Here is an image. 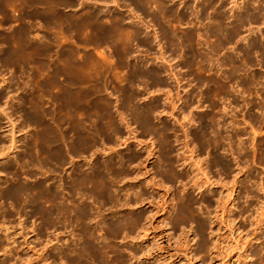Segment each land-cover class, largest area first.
I'll list each match as a JSON object with an SVG mask.
<instances>
[{
	"label": "rangeland",
	"instance_id": "rangeland-1",
	"mask_svg": "<svg viewBox=\"0 0 264 264\" xmlns=\"http://www.w3.org/2000/svg\"><path fill=\"white\" fill-rule=\"evenodd\" d=\"M164 1L0 0V264H264V0Z\"/></svg>",
	"mask_w": 264,
	"mask_h": 264
},
{
	"label": "bare ground",
	"instance_id": "bare-ground-1",
	"mask_svg": "<svg viewBox=\"0 0 264 264\" xmlns=\"http://www.w3.org/2000/svg\"><path fill=\"white\" fill-rule=\"evenodd\" d=\"M157 1H158V0H157ZM160 1H161V4H164V2H167V1H164V0H163V2H162V0H160ZM237 1H238V0H237ZM139 2H140V1H139ZM35 3H36V2H35ZM167 3H168V2H167ZM210 3H211V2H210ZM142 5H143V4H142ZM167 5H168V4H166V6H167ZM164 6H165V5H164ZM171 6H172V5H171ZM173 6H174V5H173ZM168 7H169V6H167L166 8L168 9ZM175 7H176V6H175ZM240 7H241V6H240ZM137 8H138V7H137ZM142 8H143V7H142ZM171 8H172V7H171ZM207 8H208V7H207ZM157 9L159 10V8H157ZM160 9H161V10L163 9L162 11H164V12L166 11V12H167V10L165 9V7H164V8L161 7ZM177 9H178V8H177ZM177 9H176V10H177ZM146 10H147V8H146ZM171 10H174V8H173V9H170V10H169L170 12L168 11L170 15L173 14V13L171 14V12H172ZM156 12H157V11H156ZM156 12H155V13H156ZM168 12H167V13H168ZM175 12H176V11H175ZM178 12H179V11H178ZM178 12H177V13H178ZM177 13H175V14L177 15ZM160 14H162L161 11H160ZM156 15H157V14H156ZM158 15H159V14H158ZM261 15H262V14H261ZM168 17H171V16H168ZM168 17H167V18H168ZM216 17H217V16H216ZM222 19H223V18H222ZM224 20H225V19H224ZM261 21H262V20H261ZM241 22H242V21H241ZM243 25H244V24H243ZM236 26H237V25H236ZM219 27H221V26H219ZM217 28H218V27H217ZM218 29H219V28H218ZM226 29H227V28H226ZM207 30H208V29H207ZM209 30H210V29H209ZM213 30H214L213 32H215V29H213ZM228 30H229V29H228ZM221 31H222V30H221ZM206 32L209 33V31H206ZM229 32H230V31H229ZM167 33H168V32H167ZM170 33H171V32H170ZM170 33H169V36L171 35ZM208 33H207V34H208ZM215 33H216V32H215ZM215 33H214V34H215ZM217 33H219V31H218ZM233 33H234V32H233ZM231 34H232V33H231ZM231 34L229 35L230 37H232ZM234 34H235V33H234ZM210 35H211V34H210ZM212 35H213V33H212ZM218 35H219V34H218ZM220 35H221V32H220ZM227 35H228V34H227ZM171 36H172V35H171ZM214 36H217V34L214 35ZM191 37H192V36H191ZM193 37H194V36H193ZM188 38L190 39V36H189ZM232 39H233V38H232ZM191 40H193V39H191ZM147 41H148V40H147ZM222 41H223V40H222ZM155 42H156V41H155ZM72 71H73V70H72ZM153 73H154V72H153ZM138 74H142V73H141L140 71H138L137 76H139ZM54 75H55V74H54ZM56 75H57V74H56ZM141 76H142V75H140V77H141ZM88 77H89V76H88ZM82 79H83V78H82ZM138 79H139V78H138ZM145 79H146V78H145ZM94 89H95V88H94ZM89 91H90V90H89ZM78 92H79V91H78ZM52 93H54V92H52ZM100 94H101V93H100ZM74 95H75V94H74ZM91 96H92V95H91ZM153 99H154V98H153ZM129 102H130V101H129ZM170 104H171V103H170ZM98 105H99V104H98ZM107 105H108V104H107ZM110 105H111V104H110ZM105 107H106V106H105ZM109 107H110V106H109ZM109 109H110V108H109ZM72 110H73V109H72ZM68 111H69V110H68ZM76 111H77V109H76ZM84 111H85V110H84ZM69 112H70V111H69ZM94 112H95V111H94ZM101 112H102V111H101ZM143 112H144V111H143ZM66 114H67V113H66ZM106 114H107V113H106ZM140 114H141V113H140ZM143 114H146V113L144 112ZM148 114H149V113H148ZM78 115H79V114H78ZM68 116H69V115H68ZM95 116H96V115H95ZM98 116H99V115H98ZM72 117H73V116H72ZM39 118H40V117H39ZM145 118H146V117H145ZM93 119H94V118H93ZM81 121H82V120H81ZM111 122H112V121H111ZM115 122H116V121H115ZM122 122H123V121H122ZM112 123H113V122H112ZM73 124H74V123H73ZM114 124H116V123H114ZM77 125H78V124H77ZM105 125H106V124H105ZM107 125H109V124H107ZM101 126H102V125H101ZM107 127H110V126H107ZM143 127H144V126H143ZM146 127L148 128V125H147ZM108 129H109V128H108ZM118 129H119V128H118ZM118 129H117V130H118ZM126 129H127V128H126ZM155 129H156V128H155ZM166 129H167V128H166ZM88 131H89V130H88ZM99 132H100V130H99ZM111 132H112V131H111ZM117 132H118V131H117ZM119 132H120V131H119ZM131 132H132V131H131ZM165 132H166V131H165ZM94 133H95V131H94ZM113 133H114V132H113ZM155 133H156V132H155ZM109 134H110V133H109ZM117 134H118V133H117ZM117 136H118V135H117ZM90 139H91V138H90ZM97 139H98V138H97ZM131 139H132V138H131ZM56 140H57V139H56ZM119 140H120V139H119ZM169 146H170V145H169ZM148 147H149V146H148ZM162 149H163V148H162ZM78 150H79V149H78ZM96 152H97V151H96ZM164 153H165V152H164ZM138 160H139V159H138ZM112 163H113V162H112ZM164 163H165V162H164ZM168 163H169V162H168ZM95 164H96V163H95ZM97 164H98V166H99V162H97ZM101 164H103V163H101ZM101 164H100V165H101ZM105 165H106V164H104V166H105ZM108 165H109V164H108ZM111 165H112V164H110V166H111ZM93 166L98 167L97 165H94V164H93ZM91 167H92V166H91ZM96 167H94V169H95ZM101 167H102V166H101ZM101 167H99L100 169L98 168L99 171L102 170ZM106 167H107V165L105 166V169H106ZM92 168H93V167H92ZM103 168H104V167H103ZM98 169H97V170H98ZM105 169L102 170L101 173H102V172H105ZM109 169H110V168H109ZM91 170H92V169H91ZM107 170H108V167H107ZM110 170H111V169H110ZM88 171H89V170H88ZM99 171H96V172H98L97 175H99V173H100ZM108 172H109V171H108ZM116 172H117V171H116ZM124 172H125V171H124ZM91 173L93 174V171H92V172L89 171V174H91ZM164 173H165V172H164ZM89 174H88V175H89ZM162 174H163V173H162ZM172 174H173V173H172ZM101 175H102V174H101ZM93 176H96L95 173H94ZM93 176H89V178H87V180H89L90 177H93ZM102 176H103V175H102ZM109 176H110V175H109ZM112 176H113V175H112ZM117 176H118V175H117ZM174 176H175V175H174ZM120 177H121V176H120ZM168 177H169V176H168ZM171 177H172V176H171ZM94 178H95V179H94ZM94 178H93V179L97 181L98 177L96 176V177H94ZM99 178L101 179L100 176H99ZM103 178H104V176H103ZM114 178H115V177H114ZM91 179H92V178H91ZM91 179H90V181H91ZM107 179H108L107 176H105V179H102V181L105 180V182H106ZM172 179H173V178H172ZM82 181H83V180H82ZM85 181H86V179H85ZM108 181H109V179H108ZM108 181H107V183H108ZM110 181H113V180L110 179ZM105 182H104V184H106ZM115 182H116V179H115ZM91 183L94 184L93 181H91L90 184H91ZM97 183H98V181H97ZM146 183H147V182H146ZM146 183H145V184H146ZM85 184H86V183H85ZM100 184L102 185V183H100ZM104 184H103L102 186L99 185V186L101 187V188H100L101 190H102V187L104 186ZM108 184H109V183H108ZM110 184H111V183H110ZM110 184H109V185H110ZM138 185H139V184H138ZM146 185H147V184H146ZM146 185H145V186H146ZM39 186H40V185H39ZM110 186H111V185H110ZM116 186H117V185H116ZM139 186H140V185H139ZM141 186H143V184H141ZM141 186H140V193L137 192V193L140 194V195L137 194V195L139 196L138 198H141V197L144 198V197H145V192H144V190H143V189H144L143 187H145V186H143V187H141ZM93 187H96V185L94 184ZM97 187H98V184H97ZM97 187H96V188H97ZM105 187H106V186L103 187V190L105 189ZM147 187H148V186H147ZM111 188H112V186L110 187V189H111ZM116 188H117V187H116ZM137 188H138V187H137ZM39 189H40L39 191L41 192V194H43L42 191H41V188H39ZM93 189H95V188H93ZM106 189H108V188H106ZM138 189H139V188H138ZM96 190H97V189H95V191H96ZM98 190H99V188H98ZM108 190H109V189H108ZM108 190H104V191H102V192H104V193L106 192V194H107V191H108ZM112 190H113V189H112ZM145 190H147V189H145ZM95 191H94V192H95ZM43 192H44V191H43ZM47 192H50V196H51V200H50V201H51V202L53 201V204L51 203V205H50L48 208L45 207V209H44L45 212H44L43 210H42V211H43V213H44L43 215H45V218H46L47 220L50 221L49 224H50V225H53V224L55 223V221L59 218V217L57 218L58 214L61 215V212H62V210H63V208H64V207H63V208L61 209V205L64 204V203L60 202V199H62L63 197L60 196L57 192H52V191H47ZM96 192L99 193L98 191H96ZM102 192H100V195H101ZM109 192H110V191H109ZM109 192H108V193H109ZM92 193H93V192H92ZM104 193H103V194H104ZM18 194L21 195L20 192H18ZM93 194H94V193H93ZM103 194H102V195H103ZM106 194L104 195V197L101 196V197H98V198H105V197H108L109 194H107V196H106ZM147 194H148V193H146V195H147ZM39 195H40V194H39ZM44 195H45V193H44ZM44 195H42V196H44ZM48 195H49V193H48ZM110 195H111V194H110ZM110 195H109V197H110ZM45 196H46V195H45ZM45 196H44V198H45ZM50 196H49V197H50ZM93 196H94V195H93ZM93 196H92V197H93ZM49 197H47V198H49ZM109 197H108V199H109ZM184 197H185V196H183V197L181 196V198H179L180 204L177 205V208H176V209H173V210L170 211V212L167 211V213H169V214H167L169 217H170V215H173V212L176 213L175 217H179V218H182V219H185V218L191 216V214H192L191 204H192V202H193V199H192L193 196H191V197L189 196V197H187V199H186V197H185V198H184ZM42 198H43V197H42ZM116 198H117V197H116ZM116 198L113 197V199H112V196H111V199L113 200L114 203H115L116 201H119V200H117ZM138 198H137V199H138ZM143 198H142V199H143ZM40 199H41V198H40ZM49 199H50V198H49ZM63 199H64V198H63ZM63 199H62V201H63ZM105 199H106V198H105ZM142 199H141V200H142ZM185 199H186V201H185ZM46 200H47V199H46ZM64 200H65V199H64ZM114 200H116V201H114ZM138 200H140V199H138ZM43 201H44V200H43ZM50 201H49V202H50ZM108 201H111V200H108ZM135 201H136V200H135ZM144 201H145V200H144ZM59 202L62 203V204H61L60 206H59V205H56V206H55V203L60 204ZM63 202H64V201H63ZM113 202H112V203H113ZM142 202H143V200H142ZM66 203H67V200H66ZM66 203H65V204H66ZM143 203H144V202H143ZM143 203H142V204H143ZM65 204H64V206L66 207ZM115 204H117V202H116ZM118 204H119V203H118ZM118 204H117V205H118ZM80 205H81V204H80ZM84 205L86 206V204H84ZM62 206H63V205H62ZM115 206H116V205H115ZM118 206H119V205H118ZM121 206H122V204H121ZM57 207H59L60 209L57 208ZM123 207H124V206H123ZM71 208H72L71 206H69V207L67 206V207H66V209H67L66 212H67V214H69V215H70V213H74V212H73V209L71 210ZM78 208H79V207H78ZM81 208H82V207H81ZM83 208H86V209H83ZM83 208L81 209L82 213H80V216H78V217L82 218V219L79 218L80 220H83V219H84V220H87L88 218H90V217H89V214H88V211H87L88 208H87V206H86V207L83 206ZM58 209H59V210H58ZM66 209H65V210H66ZM138 209H139V208H138ZM118 210H119V209H118ZM66 212L64 211V213H66ZM78 212H79V211H78ZM120 212H121V210H120ZM142 212H143V211H142ZM142 212L139 214V215H141V217L143 216V215H142ZM62 214H63V213H62ZM63 215H64V214H63ZM63 215H62V216H63ZM90 215H91V214H90ZM65 216H66V215H65ZM67 216H68V215H67ZM68 217H69V216H68ZM137 217H138V216H137ZM164 217H165V216H164ZM59 219H60V218H59ZM59 219H58V220H59ZM77 219H78V218H77ZM91 219H92V218H91ZM143 219H145V218H143ZM143 219H141L140 216H139V218H137V223H139V225L142 224V222L144 221ZM60 220H61V219H60ZM65 220H66V219H65ZM65 220H64V221H65ZM84 220H83V221H84ZM142 220H143V221H142ZM66 221H67V220H66ZM83 221H82V222H83ZM89 221H90V219H89ZM134 221H135V220H134ZM92 222H93V221H92ZM62 223H63V222H62ZM80 223H81V222H80ZM88 223H89V222H88ZM121 223H122V222H121ZM55 224H56V223H55ZM55 224H54V225H55ZM99 224H100V222H99ZM117 224H118V226H119V223H118V222H117ZM143 225H144V224H143ZM258 225H259V224H258ZM84 227H85V226H84ZM86 227H87V226H86ZM146 227H147V226H146ZM143 228H144V227H143ZM86 229H87V228H86ZM88 229H90V228L88 227ZM118 229H120V228H118ZM92 230H93V229H92ZM92 230H91V231H92ZM85 231L87 232V230H85ZM259 231H260V230H259ZM140 232H142V234L140 233L141 236H140V239H139V243H141V245L143 246V245L147 242V240L145 239V237H147V236H146V235H147V232L145 231V229H144V231H143V229H140ZM143 232H144V234H143ZM92 233H93V232H92ZM90 235H91V234H90ZM91 238H92V237H91ZM94 238H95V237H94ZM90 243H91V242H90ZM83 248H84V247H83ZM85 248H86V250H85V251H82V252H81V255H82L83 253H85L86 251H88V252H89L90 254H92V255H93V253H94V256H95V257H96V255H97L98 258H100V255L102 254V252H101L102 247L100 248L99 245H96V247H95V246L92 245V244H88V245L86 244V245H85ZM85 248H84V249H85ZM114 248H116V251L118 250V249H117V248H118L117 246H115ZM104 252H105V251H104ZM107 253H108V252H105V255H106ZM86 254H88V253H86ZM86 254H83V255L86 256ZM90 254H89V255H90ZM95 254H96V255H95ZM148 254H149V255H148ZM148 254H147V256H145V257L143 256L142 258H144L145 260H150V262H154V261L156 260V259L154 260L155 257L153 258V256L150 254V252H149ZM89 255H88V256H89ZM90 256H91V255H90ZM81 257H82V256H80V258H81ZM86 257H87V256H86ZM77 258H78V257H77ZM77 258H76V260H77ZM84 258H85V257H84ZM120 259H121V258H120ZM93 260H95V258H94ZM96 260H97V259H96ZM96 260H95V261H96ZM141 260H142V259H141ZM156 261L158 262L157 264H163V263H162L161 261H159V260H156ZM82 262H83V260H82ZM78 263H79V262H78ZM155 263H156V262H155ZM84 264H85V263H84ZM109 264H110V263H109ZM172 264H173V263H172Z\"/></svg>",
	"mask_w": 264,
	"mask_h": 264
}]
</instances>
